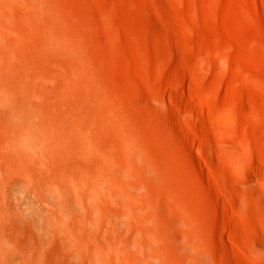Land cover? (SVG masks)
Returning <instances> with one entry per match:
<instances>
[{
    "label": "rangeland",
    "instance_id": "obj_1",
    "mask_svg": "<svg viewBox=\"0 0 264 264\" xmlns=\"http://www.w3.org/2000/svg\"><path fill=\"white\" fill-rule=\"evenodd\" d=\"M0 264H264V0H0Z\"/></svg>",
    "mask_w": 264,
    "mask_h": 264
},
{
    "label": "bare ground",
    "instance_id": "obj_2",
    "mask_svg": "<svg viewBox=\"0 0 264 264\" xmlns=\"http://www.w3.org/2000/svg\"><path fill=\"white\" fill-rule=\"evenodd\" d=\"M33 121V120H32ZM33 125V124H32ZM38 125H39V123H38ZM48 125V124H47ZM44 126V125H43ZM28 127H29V125H28ZM32 127V126H31ZM39 127V126H38ZM44 127H46V126H44ZM51 127V126H50ZM49 128V127H48ZM47 128V129H48ZM40 129V128H39ZM39 129H37L36 127L35 128H32L31 130H30V132L33 134L34 133V135L33 136H35L36 134V132H37V130L39 131ZM54 129H55V126H54ZM51 130V129H50ZM53 130V129H52ZM29 131V130H28ZM56 132H57V130H56ZM58 132H60V130L58 131ZM29 133V132H28ZM50 133V132H49ZM43 134V133H42ZM61 134V133H60ZM62 135V134H61ZM31 134H28V137H29V139L28 138H26L27 136H24L23 134H20L18 137H20V139L23 141V142H26V143H28V142H30L29 144L30 145H35L36 144V142L34 143V140L33 139H31L30 137H33ZM40 137H41V135H39ZM46 137L45 135H42V137ZM48 137V136H47ZM46 137V138H47ZM50 137H52V136H50ZM49 137V138H50ZM34 138V137H33ZM36 138H38V137H36ZM53 138H55V136L53 137ZM60 139H61V137H60ZM40 140V139H39ZM54 140V139H53ZM52 140V141H53ZM57 140H58V138H57ZM60 141V140H59ZM88 141V140H87ZM40 142H41V140H40ZM54 142H56V141H54ZM61 142V141H60ZM89 142V141H88ZM49 143V142H48ZM62 143V142H61ZM206 143V142H205ZM42 144V143H41ZM50 144V143H49ZM93 144V143H92ZM91 144V145H92ZM198 144H200V143H198ZM44 145V144H43ZM201 145V144H200ZM204 144H202V146H203ZM45 146H46V143H45ZM48 146V145H47ZM54 146V145H53ZM86 146V145H85ZM89 146V145H88ZM88 146H86V147H88ZM199 146V150H200V148H203V147H205L206 148V146H207V144H205V146ZM50 147V146H49ZM59 147V144L57 145V148ZM93 147H95V146H93ZM93 147H91L90 149H92ZM209 147V146H208ZM56 148V147H55ZM43 149H45V148H43ZM50 149H52V148H50ZM48 150V149H47ZM46 151V150H45ZM87 151H89L90 152V150H87ZM227 193H228V191H226ZM226 195V194H225ZM230 195H228V197H229Z\"/></svg>",
    "mask_w": 264,
    "mask_h": 264
}]
</instances>
